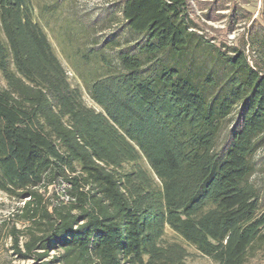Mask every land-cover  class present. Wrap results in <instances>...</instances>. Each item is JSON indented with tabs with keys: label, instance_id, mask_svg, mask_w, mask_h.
Returning a JSON list of instances; mask_svg holds the SVG:
<instances>
[{
	"label": "trees",
	"instance_id": "1",
	"mask_svg": "<svg viewBox=\"0 0 264 264\" xmlns=\"http://www.w3.org/2000/svg\"><path fill=\"white\" fill-rule=\"evenodd\" d=\"M217 1L118 0L133 43L90 47L103 48L104 63L90 107L33 0H0V191L22 202L27 225L9 231L20 257L186 264L187 248L166 241L167 227L217 264H245L264 250V178H255L264 156L254 158L264 148V25L246 30L255 64L241 47L217 48L213 95L167 61L182 62L194 6L213 19ZM106 46L120 47L114 62Z\"/></svg>",
	"mask_w": 264,
	"mask_h": 264
},
{
	"label": "rangeland",
	"instance_id": "2",
	"mask_svg": "<svg viewBox=\"0 0 264 264\" xmlns=\"http://www.w3.org/2000/svg\"><path fill=\"white\" fill-rule=\"evenodd\" d=\"M217 6L218 17L213 19H206L200 8L194 6L195 14L191 15V18L195 24L190 25L193 34L185 48L182 62L167 60L178 65L183 71L189 69L191 78L202 92L208 95L217 92L222 82L221 71L217 69L218 65L213 63L217 48L241 47L245 50L248 61L255 64L257 56L246 40V30L253 20L264 25V0H218ZM119 8L118 0H33L36 21L49 39L62 66L67 70L72 85L79 88L84 103L90 107L96 106L87 95L88 87L104 72V63L99 57L103 48L96 47L92 50L90 47L101 45L105 39L120 40V47L133 43L132 41L126 44V39L130 38V35ZM232 9H235L237 15H233ZM230 18L232 24L229 23ZM118 48L106 46L104 53L114 62ZM207 75L212 78L211 82L205 81ZM263 156L264 148L259 149L254 158ZM140 164L146 166L143 160ZM260 167H264V159ZM255 178L257 181L264 178L262 170L255 173ZM50 189L45 193L46 196L52 193ZM53 191L59 195L61 188H55ZM61 199L67 200L63 196ZM21 205L22 202L9 198L0 191V264L34 263L32 259L20 257L12 248L13 240L9 232L11 226L23 230L27 225L18 218V208ZM164 234L166 241H177L187 248L189 255L185 258L186 264H217L201 255L169 227L165 229ZM24 241L25 238L20 237L21 249ZM56 253L50 252L44 260L50 259ZM245 264H264V250L257 251Z\"/></svg>",
	"mask_w": 264,
	"mask_h": 264
}]
</instances>
